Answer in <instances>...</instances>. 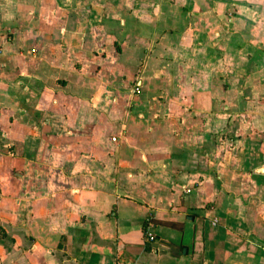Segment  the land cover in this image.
<instances>
[{
  "label": "crops",
  "instance_id": "crops-1",
  "mask_svg": "<svg viewBox=\"0 0 264 264\" xmlns=\"http://www.w3.org/2000/svg\"><path fill=\"white\" fill-rule=\"evenodd\" d=\"M0 264H264V0H0Z\"/></svg>",
  "mask_w": 264,
  "mask_h": 264
},
{
  "label": "built area",
  "instance_id": "built-area-1",
  "mask_svg": "<svg viewBox=\"0 0 264 264\" xmlns=\"http://www.w3.org/2000/svg\"><path fill=\"white\" fill-rule=\"evenodd\" d=\"M148 237H149L150 240H154L155 239V235H153L152 233H149Z\"/></svg>",
  "mask_w": 264,
  "mask_h": 264
}]
</instances>
